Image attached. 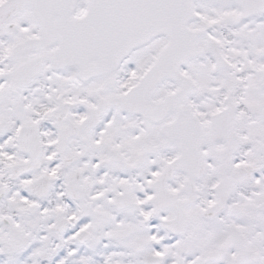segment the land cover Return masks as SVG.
Segmentation results:
<instances>
[{"label": "snow or ice", "instance_id": "snow-or-ice-1", "mask_svg": "<svg viewBox=\"0 0 264 264\" xmlns=\"http://www.w3.org/2000/svg\"><path fill=\"white\" fill-rule=\"evenodd\" d=\"M0 264H264V0H0Z\"/></svg>", "mask_w": 264, "mask_h": 264}]
</instances>
